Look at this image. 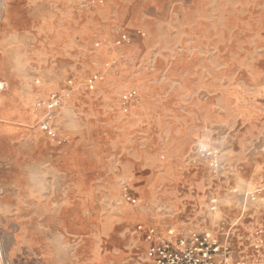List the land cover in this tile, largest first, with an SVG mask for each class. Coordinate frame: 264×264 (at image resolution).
I'll return each mask as SVG.
<instances>
[{
	"label": "rangeland",
	"instance_id": "obj_1",
	"mask_svg": "<svg viewBox=\"0 0 264 264\" xmlns=\"http://www.w3.org/2000/svg\"><path fill=\"white\" fill-rule=\"evenodd\" d=\"M0 83L27 264H145L264 200V0H0Z\"/></svg>",
	"mask_w": 264,
	"mask_h": 264
},
{
	"label": "crops",
	"instance_id": "obj_2",
	"mask_svg": "<svg viewBox=\"0 0 264 264\" xmlns=\"http://www.w3.org/2000/svg\"><path fill=\"white\" fill-rule=\"evenodd\" d=\"M29 116V120H33L35 118L34 112H31ZM0 171L5 172L8 176L11 174V169L7 163L0 166ZM13 189L12 187V190H9L7 180L0 176V199L2 200L7 196L14 198L16 190ZM33 198L32 194H28L26 197L28 207H26L25 212L29 216L30 222L35 221L34 211L31 209ZM261 206L264 207L263 199H260L259 209L254 214H245L234 203H231L230 209L236 213L233 218L228 220L217 215L213 220L207 219L205 227H207L208 233L206 234L220 246L227 247L229 250L226 264H264V208L261 209ZM12 213L9 208L0 206L1 217H10ZM27 225L32 229L31 223H27ZM17 227L14 223H9V218L0 219V233H5L3 230L6 229L7 231H15ZM8 234L6 232L0 235V264H27L26 258L31 255L32 251H23L24 261H22L23 256L16 253L13 235L10 238Z\"/></svg>",
	"mask_w": 264,
	"mask_h": 264
},
{
	"label": "built area",
	"instance_id": "obj_3",
	"mask_svg": "<svg viewBox=\"0 0 264 264\" xmlns=\"http://www.w3.org/2000/svg\"><path fill=\"white\" fill-rule=\"evenodd\" d=\"M127 36L122 34L118 42L125 41ZM96 82L93 76L87 81V87L92 90ZM2 85L0 83V89ZM60 105V98L52 95L46 104V110L51 112ZM49 116L41 129L54 138V133L48 125ZM148 248L145 253V264H226L229 250L220 246L206 233H193L185 237H147Z\"/></svg>",
	"mask_w": 264,
	"mask_h": 264
}]
</instances>
